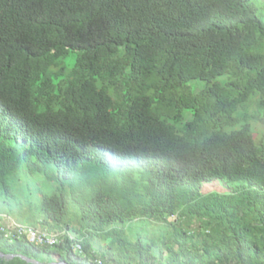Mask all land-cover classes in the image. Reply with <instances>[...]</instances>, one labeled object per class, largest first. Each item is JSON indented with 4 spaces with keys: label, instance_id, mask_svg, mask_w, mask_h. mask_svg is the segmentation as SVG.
I'll return each instance as SVG.
<instances>
[{
    "label": "trees",
    "instance_id": "obj_1",
    "mask_svg": "<svg viewBox=\"0 0 264 264\" xmlns=\"http://www.w3.org/2000/svg\"><path fill=\"white\" fill-rule=\"evenodd\" d=\"M251 104L264 109V0H0V192L15 198L20 168L56 182L26 212L64 232L0 233V264H264ZM212 180L229 191L203 192ZM132 221L161 233L130 237Z\"/></svg>",
    "mask_w": 264,
    "mask_h": 264
},
{
    "label": "rangeland",
    "instance_id": "obj_2",
    "mask_svg": "<svg viewBox=\"0 0 264 264\" xmlns=\"http://www.w3.org/2000/svg\"><path fill=\"white\" fill-rule=\"evenodd\" d=\"M69 68L74 64V55L72 54L68 58ZM248 113L251 116V125L256 131L257 134L264 132V109L258 108L255 104H251L249 106ZM23 157L19 151H16L13 154L12 160L9 164V171H14L18 165L22 162ZM9 179L13 193H15V198H12L9 194L0 192V215L7 213L10 209H14L11 212V217L16 219L17 222L31 225V213L28 214L27 207L28 203L27 200H32L34 203H38L40 199L44 196V194L49 195L53 193L57 186L56 182H49L45 179V177L41 174H32L29 170L20 168L17 172H14ZM203 192H210V191H219V192H228L229 188L226 183L220 180H212L206 181L203 184L202 188ZM27 199V200H26ZM19 201V203H18ZM20 202L24 203L23 206V214L27 213V217L29 218H21L19 213V208L16 206V203L20 204ZM26 209V210H25ZM5 214L4 216H6ZM22 216V214H20ZM8 216V215H7ZM20 218V221L18 219ZM127 225H131V230H128L130 237L134 235H140L144 239H149L150 236L157 237L161 232V228L153 224L151 222L145 221H132ZM96 247L100 250L105 248L106 243L102 241H98L96 243ZM37 261L40 264H51L55 262L54 258L46 253H42L38 256ZM38 263V264H39ZM36 264V263H34Z\"/></svg>",
    "mask_w": 264,
    "mask_h": 264
},
{
    "label": "built area",
    "instance_id": "obj_3",
    "mask_svg": "<svg viewBox=\"0 0 264 264\" xmlns=\"http://www.w3.org/2000/svg\"><path fill=\"white\" fill-rule=\"evenodd\" d=\"M0 233L11 241L26 238L38 246H53L59 242L60 237L64 234V232H49L40 227L22 224L7 216L0 221ZM74 248L80 251L81 245L76 243ZM96 264H105V262L101 258H97Z\"/></svg>",
    "mask_w": 264,
    "mask_h": 264
},
{
    "label": "water",
    "instance_id": "obj_4",
    "mask_svg": "<svg viewBox=\"0 0 264 264\" xmlns=\"http://www.w3.org/2000/svg\"><path fill=\"white\" fill-rule=\"evenodd\" d=\"M2 256H4V254H2V253H0ZM21 256V255H20ZM9 257H11V256H9ZM22 258H24V259H26L27 261H29V262H32V263H36V264H38L39 262L37 261V260H35V259H30V258H26L25 256H21ZM51 264H66V263H64V262H53V263H51Z\"/></svg>",
    "mask_w": 264,
    "mask_h": 264
},
{
    "label": "crops",
    "instance_id": "obj_5",
    "mask_svg": "<svg viewBox=\"0 0 264 264\" xmlns=\"http://www.w3.org/2000/svg\"><path fill=\"white\" fill-rule=\"evenodd\" d=\"M40 264V263H39Z\"/></svg>",
    "mask_w": 264,
    "mask_h": 264
}]
</instances>
